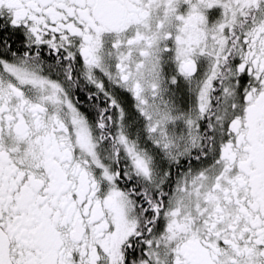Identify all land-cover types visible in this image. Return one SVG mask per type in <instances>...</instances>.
I'll return each instance as SVG.
<instances>
[{"label":"snow or ice","instance_id":"1","mask_svg":"<svg viewBox=\"0 0 264 264\" xmlns=\"http://www.w3.org/2000/svg\"><path fill=\"white\" fill-rule=\"evenodd\" d=\"M0 264H264V0H0Z\"/></svg>","mask_w":264,"mask_h":264}]
</instances>
